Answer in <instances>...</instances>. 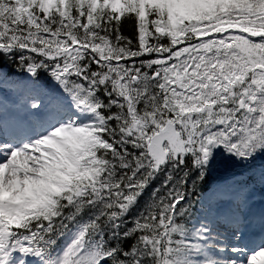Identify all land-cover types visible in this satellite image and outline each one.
<instances>
[{
	"label": "snow or ice",
	"instance_id": "1",
	"mask_svg": "<svg viewBox=\"0 0 264 264\" xmlns=\"http://www.w3.org/2000/svg\"><path fill=\"white\" fill-rule=\"evenodd\" d=\"M0 62V264H264V163L197 196L264 156V0H0Z\"/></svg>",
	"mask_w": 264,
	"mask_h": 264
},
{
	"label": "trees",
	"instance_id": "2",
	"mask_svg": "<svg viewBox=\"0 0 264 264\" xmlns=\"http://www.w3.org/2000/svg\"><path fill=\"white\" fill-rule=\"evenodd\" d=\"M124 34L125 35H131L132 33V29L128 26H125L124 29ZM0 66L3 67L4 71V75L5 76H10L11 74H15L14 76H21V72L11 63V62H0ZM257 161H264V156H258ZM232 168L229 170V172L231 174L236 173L238 170L237 168L243 169L241 171V179H239L240 182H247V183H251L253 180V177L250 175V168L254 167L255 164H257L256 159L255 161L251 164V165H241V164H237V163H233ZM215 169V168H213ZM218 180L217 176H214V174L212 173V170L209 172V174L205 177L204 181L202 182L201 186H200V191L197 194V196H206L208 193H210V191L212 190V188L214 187L216 181ZM237 180V178H236ZM255 190H260L259 186L257 185ZM197 197H194V199H196ZM198 207V205H197Z\"/></svg>",
	"mask_w": 264,
	"mask_h": 264
},
{
	"label": "rangeland",
	"instance_id": "3",
	"mask_svg": "<svg viewBox=\"0 0 264 264\" xmlns=\"http://www.w3.org/2000/svg\"><path fill=\"white\" fill-rule=\"evenodd\" d=\"M15 100H19V94H18V97ZM229 162H231V160H227L223 156L218 157L217 162L214 165L216 167L215 169L218 170V171L212 170V173L215 176H220V177L223 176V177H225L224 179H222V180H225L226 179V175H227V170L226 169H227V166L229 165ZM258 163H259V166H260L261 165L260 161H258ZM219 172H221V173H219ZM227 194H229V196H225V197L220 196V197L222 199H224V200H226L225 198L231 199L232 198V192H231V190H227ZM253 195H254V199H260L261 200L260 206L261 207H264V192H263V195H262V193H253Z\"/></svg>",
	"mask_w": 264,
	"mask_h": 264
}]
</instances>
